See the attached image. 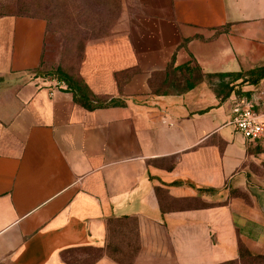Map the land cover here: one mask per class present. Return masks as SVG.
Segmentation results:
<instances>
[{"label": "crops", "instance_id": "1", "mask_svg": "<svg viewBox=\"0 0 264 264\" xmlns=\"http://www.w3.org/2000/svg\"><path fill=\"white\" fill-rule=\"evenodd\" d=\"M122 6L53 95L45 23L0 21V264L264 257V134L227 125L236 102L264 115V79H210L264 67V0Z\"/></svg>", "mask_w": 264, "mask_h": 264}, {"label": "rangeland", "instance_id": "2", "mask_svg": "<svg viewBox=\"0 0 264 264\" xmlns=\"http://www.w3.org/2000/svg\"><path fill=\"white\" fill-rule=\"evenodd\" d=\"M123 0H0V21L7 17L41 20L46 26L42 70L44 78H57L56 69L73 72L80 58L79 38L93 28L95 34L111 35L120 29ZM23 6L22 10L18 8ZM215 91L225 92L219 87ZM242 264L254 263L245 259Z\"/></svg>", "mask_w": 264, "mask_h": 264}, {"label": "built area", "instance_id": "3", "mask_svg": "<svg viewBox=\"0 0 264 264\" xmlns=\"http://www.w3.org/2000/svg\"><path fill=\"white\" fill-rule=\"evenodd\" d=\"M66 89L65 83L58 78L48 85L50 95ZM254 107V103L249 100L236 102L232 107V116L227 123L246 140H258L264 134V115L256 112Z\"/></svg>", "mask_w": 264, "mask_h": 264}, {"label": "trees", "instance_id": "4", "mask_svg": "<svg viewBox=\"0 0 264 264\" xmlns=\"http://www.w3.org/2000/svg\"><path fill=\"white\" fill-rule=\"evenodd\" d=\"M23 6H20L18 8L19 11H21L23 8ZM102 36V33H98L95 34V32L93 31V28L88 29L86 31H83L81 34V37L79 38V45L82 46L84 45V43L89 40V39H93V38H98ZM58 79L60 81H64V82H68V78L65 77L63 74H59L58 73ZM213 78H218L219 79V84L218 87L221 89H225V92H232L234 91V83L240 81L239 85H244V84H249V85H255L257 83H259L262 79H264V67H259V68H255L254 70L248 71V72H244V73H239V74H235V75H231V74H220V75H216V76H210V79ZM228 78L229 82L227 84H224V79ZM69 87H74L75 89L79 90V88L73 86L71 83H68ZM73 88V89H74ZM218 92V91H215ZM242 260H241V264L245 259H250V261H253L254 263H261L264 262V257H251L247 254H243L241 255Z\"/></svg>", "mask_w": 264, "mask_h": 264}]
</instances>
